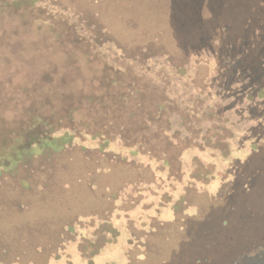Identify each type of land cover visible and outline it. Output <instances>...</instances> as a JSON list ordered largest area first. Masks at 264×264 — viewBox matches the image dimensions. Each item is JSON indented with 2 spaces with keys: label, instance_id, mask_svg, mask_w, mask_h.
<instances>
[{
  "label": "rangeland",
  "instance_id": "rangeland-1",
  "mask_svg": "<svg viewBox=\"0 0 264 264\" xmlns=\"http://www.w3.org/2000/svg\"><path fill=\"white\" fill-rule=\"evenodd\" d=\"M50 1L83 24L84 36L68 31L63 13L36 24L45 14L33 10L13 22L1 14L0 32L11 34L0 38L24 43L14 54L33 56L30 71L55 76L48 84L68 93V105L38 112L51 125L37 137H50L57 122L76 137L35 150L13 179L0 178V264H264V144L252 132L264 114L245 97L235 112L212 109L217 49L232 38L225 31L243 35L237 45L250 52L261 48L245 26L264 18V0L195 4L202 23L217 27L204 43L214 53L185 55L172 37L170 0ZM199 30L187 26L180 40ZM91 39L141 68L110 67L102 58L110 53ZM4 110L6 123H19Z\"/></svg>",
  "mask_w": 264,
  "mask_h": 264
},
{
  "label": "trees",
  "instance_id": "trees-1",
  "mask_svg": "<svg viewBox=\"0 0 264 264\" xmlns=\"http://www.w3.org/2000/svg\"><path fill=\"white\" fill-rule=\"evenodd\" d=\"M45 1L46 3L41 0H0V16L3 15L5 21L13 22L14 15L18 18L20 16L27 17L30 11L36 10L45 14L44 16L37 18L33 17L36 24L42 25L45 23L47 24L46 19H44L45 16L47 17L52 13L54 15L63 13L61 16L68 18L72 24H69L72 27H69L70 30L68 31L83 35L85 29L83 24L77 21L69 10H66L59 4H52L50 0ZM201 1L202 0H175L174 9L170 13L169 24L172 30L171 33L174 40L180 46L178 49L181 51L182 55L197 54L210 50V47L208 48V45H204V43L210 40L207 36L211 29L217 30V27L210 28L209 25L202 23L201 17H199L198 14L199 12H196L195 7V4L205 7L204 4L199 3ZM205 1L207 4L206 6H209V4L212 2L215 3L217 0ZM53 17L55 18V16ZM47 26L49 25L47 24ZM187 26H196L201 28V30L197 31L198 35L194 39L180 40V36L182 37L181 34L184 33ZM3 29V32L0 33L11 34L9 27L7 28V26H4ZM245 31L250 35H247L250 38H263L261 48L260 46L257 47V45L252 46L255 48L257 47L259 48L258 50L264 52V18L250 21L249 24L245 26ZM225 32L232 38L226 40L229 37L226 38V35H224L226 41H224L222 46L217 49V73L213 78L216 93L213 94V96L217 99L212 108L214 114L223 115V110L225 111V109L229 113H232L233 111L235 112L237 102L240 98L245 97L247 98L246 100L249 101L247 105L250 104L252 106L253 101H257L256 107L261 111L257 116L262 117L264 114V67H262V65H264V57L259 55L258 50L250 52L249 49L246 50L243 48L245 43L239 44L240 46L237 45L238 41H242L243 35H231L229 29H226ZM10 41L11 40L0 38V51H13V54H0V131H2L0 134V178L4 175H9V177H11L12 175L10 174H12L13 166L15 165L16 167V165L27 162V159L35 150L43 148L57 149L63 146L64 143H69L71 139L76 137V131L70 129L65 124H61V122H57L59 127L56 130H52L50 137H37V130L39 127L44 125V127L47 128L48 124L51 125L49 121L46 118H43L38 112H42L45 107L50 112H53L55 106L62 108L63 106L68 105V93L64 90L54 88V84H51V86L48 84V81L51 82L55 79V76H50L48 72L44 71V77L42 75L37 77L34 72L32 73L29 68L31 67V60L34 57L14 54L15 46L18 49H25L26 47L22 42H14V44H10ZM78 41L81 42L84 40L80 39ZM88 42L91 44L94 42V49L100 51V53L103 50L110 53H103L104 55H102V58L110 67L119 69L121 68V65H123L125 68H121L122 70L131 68H136L138 70V68H141L135 59H128L121 55H117L116 53L113 54L112 52L115 51L116 45L111 44L109 41V43L104 42L101 44H97L94 40H92V42L89 40ZM51 44L53 45V42H51ZM255 44H257V42H255ZM211 52L212 54L214 53L213 51ZM249 52L251 54H249ZM69 58L71 59L70 56ZM258 61L260 63H258ZM250 66H254L256 70L250 69ZM59 79L61 80V78ZM29 84H31V91L28 88ZM214 98L210 96L211 101H213ZM222 104H226V108L225 106H221ZM262 107L263 109H261ZM7 108H11L15 113L13 115L15 120L12 121L19 120V123H11L10 125L6 123V117L5 114L3 115L2 110L6 109L4 110L6 113ZM37 108L40 109L37 110ZM261 131L262 134L260 133ZM252 132L255 134L254 136H258L259 140H262L264 144V126L258 124ZM106 142L108 143V141ZM114 144H121L120 140L116 139ZM257 144L258 141H255L252 145L253 149H259ZM133 154L138 156L144 155L139 151H135ZM251 157L253 158L254 154L251 153L248 158L251 159ZM247 161L242 166L248 164ZM149 162L154 161L149 160ZM251 188L252 184L246 192H249ZM234 195L235 193L233 190V196ZM226 221L228 222L227 219ZM223 223H225V221ZM262 245L263 244H260V242L255 244L254 252L256 253L258 250H261ZM249 255V258L247 257L248 259L257 262L258 253L256 255L249 253ZM230 259L227 260L231 263L227 261L224 263L236 264V261L234 260L235 258Z\"/></svg>",
  "mask_w": 264,
  "mask_h": 264
},
{
  "label": "flooded vegetation",
  "instance_id": "flooded-vegetation-1",
  "mask_svg": "<svg viewBox=\"0 0 264 264\" xmlns=\"http://www.w3.org/2000/svg\"><path fill=\"white\" fill-rule=\"evenodd\" d=\"M170 1H171V6L174 7L175 0H170ZM170 13H171V10H170ZM170 13H169V16H170ZM169 19H170V18H169ZM169 19H168V22H169ZM169 25H170V24H169ZM172 37H173V35H172ZM14 167H15V166H13V168H12V171H13L12 174H10V175H12V176L9 177V175H6L5 178L3 177L4 179H6V178H8V179H13V178L15 177L16 173H15V169H14ZM20 183H21V187H22V188H27V187H28V185H27L26 183H24V182H20ZM57 258H58V257H57ZM57 258H56V259H57Z\"/></svg>",
  "mask_w": 264,
  "mask_h": 264
}]
</instances>
